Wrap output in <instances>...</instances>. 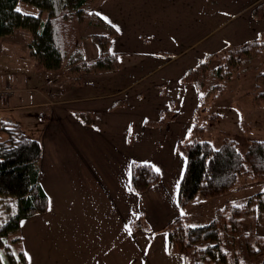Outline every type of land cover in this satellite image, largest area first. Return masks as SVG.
I'll return each mask as SVG.
<instances>
[{
  "label": "crops",
  "instance_id": "crops-1",
  "mask_svg": "<svg viewBox=\"0 0 264 264\" xmlns=\"http://www.w3.org/2000/svg\"><path fill=\"white\" fill-rule=\"evenodd\" d=\"M251 2L104 3L96 13L117 30L110 49L120 65L113 71L85 73L78 85H51L48 89L43 79L48 73L33 70L25 54H16V46L3 45L0 84L11 82L18 88L19 98L14 100L27 99L8 107L34 124L37 132L33 138L42 145L41 184L48 208L20 221L29 264H186L183 256L170 251L163 230L182 214L178 194L187 159L178 142L188 135L191 124L187 122L198 105L195 85L181 79L214 50L264 32V20L254 18L249 10ZM214 24L223 26L214 33ZM91 26L94 31L88 35L107 31L103 25ZM198 38L206 42L198 45ZM78 40L87 60L98 56L91 38ZM37 86L40 90L44 86V94L31 90ZM170 108L177 112L175 119L161 127L146 123L158 121ZM80 111L91 113L92 124L76 116ZM44 112L47 119L42 117ZM263 115L256 118L258 130L250 121L261 140ZM134 161L151 164L160 174L159 182L144 192L134 191ZM246 184L250 183L232 189L230 199L238 203ZM218 204L209 206L212 213ZM140 216L145 227L132 230L130 223ZM259 256L247 257L252 263H246H260L264 258L258 261L255 257Z\"/></svg>",
  "mask_w": 264,
  "mask_h": 264
},
{
  "label": "trees",
  "instance_id": "trees-1",
  "mask_svg": "<svg viewBox=\"0 0 264 264\" xmlns=\"http://www.w3.org/2000/svg\"><path fill=\"white\" fill-rule=\"evenodd\" d=\"M90 0H0V40L17 30L30 35L29 54L33 69L47 72L63 71L65 85H78L85 73L113 71L119 68L118 56L111 51V39L117 34L89 5ZM24 4V5H23ZM30 6L26 8L25 6ZM33 8L34 10H30ZM256 19H264V2L252 10ZM89 22L103 25L106 32L90 34L98 47V56L87 60L78 40L76 24ZM264 52V32L240 44H230L207 55L190 68L182 82L193 83L198 92V105L192 116L189 137L178 142V149L187 159L180 182L178 204L182 214L172 219L163 230L169 237V249L183 256L186 264H247L239 256L236 239L229 250L223 238L243 235L246 256L264 253V236L254 234L257 221L264 224V190L249 194L242 203L230 199V192L244 181L264 179V140L252 139L241 152L233 139L219 147L202 137L204 125L200 115L226 90L233 75L239 71L245 57ZM219 62L208 71L214 59ZM257 80L264 84V72ZM255 102L264 105V90L253 93ZM82 121L92 124L90 112H75ZM177 112L168 109L158 121H146L150 126H163ZM216 115L211 116L215 120ZM243 123V122H241ZM8 135L0 137V264H29L20 232V221L48 208V196L41 184L40 161L42 145L39 139L25 135L18 126H2ZM191 135V136H190ZM160 180L159 172L149 163H132L131 187L144 192ZM241 181V182H240ZM202 199L220 198L214 217L202 225H192L186 215L187 206L195 196ZM221 195L224 196L221 199ZM145 227L140 216L130 228ZM231 255L233 260L231 261ZM264 264V259L258 263Z\"/></svg>",
  "mask_w": 264,
  "mask_h": 264
},
{
  "label": "rangeland",
  "instance_id": "rangeland-1",
  "mask_svg": "<svg viewBox=\"0 0 264 264\" xmlns=\"http://www.w3.org/2000/svg\"><path fill=\"white\" fill-rule=\"evenodd\" d=\"M109 1L111 0H90L89 5L96 12L97 7ZM262 2H264V0H252L250 8H249L251 13H252L253 8ZM25 7L28 8L30 6L27 7L26 5ZM127 9H129V11L127 12H130V8L127 7ZM30 10L33 11L34 9L30 8ZM91 25H96V24H92L86 21L76 24V31L74 32L76 33L78 38L79 37L80 38H83V37L91 38L90 35L87 34L88 32L94 31V29L91 28L92 27ZM222 26L221 24H214L212 26V31L216 33L218 28ZM25 33L26 32L23 30H17L14 35L9 36L8 38H4L3 39L4 41L0 43V46H2L0 47V52L4 51L3 45L7 43V45L16 46V49H15V52H17L16 54H19V53L21 55L25 54L28 57L29 62H32V60L34 59H32V57L30 56L29 47H28L31 41V37L29 34H25ZM205 42L206 40H201L200 38H198V45L200 43H205ZM89 43L91 42L89 41ZM233 44L236 45L240 43H233ZM221 48L224 49L225 45ZM222 49H219V50H222ZM219 50H216V51H219ZM216 51L214 50L213 52H216ZM203 59H201V61ZM218 62H219V58L218 59L215 58L210 65V68L208 71V76L210 80L213 79V74H214L213 69L215 68ZM33 70L48 73L43 78L46 81V83H44L45 84L44 86L47 87L48 89L51 85H53L54 87H62L65 85L63 83V80L65 79V75L63 71L47 72L46 70H36V69H33ZM262 72H264V52L259 55L248 56L243 59L241 66L239 68V71L233 75L224 93H222L219 98L214 100L211 103V105L207 108V110H205L200 115L198 124L204 125L203 132H202L203 138L211 141L215 147L221 146L224 140L233 139L237 142L238 148L240 149L241 152H245L247 150L249 142L252 139H258L256 138L257 135L250 121H253V123L255 124L254 125L255 129L258 130L257 129L258 123H257L256 118L263 115L264 105L255 102L252 94L253 93L255 94L257 92L264 90V84H260L257 80L258 74ZM8 84L12 86V89L14 91L11 90V93H4L3 96H0V101H1L0 108H2V110L0 111V127L2 126L10 127V126L16 125L18 126L19 130H21L25 135L34 137L35 133L37 132L34 124H30L28 120L24 119V117H20L19 116L20 111L18 109H17L18 111H15L8 107V104L17 105L19 102L26 103L27 99L24 98V99L14 100L13 97L18 95L17 94L18 88L12 85L11 82H5L0 85L2 86V85H8ZM44 86L41 87V90L39 89L40 86H37L38 88L37 87H32V88L30 87V88L32 91H35L39 93L40 95H42L44 94V92L42 91L44 89ZM48 89H46V91ZM17 97L19 98V96ZM46 99H47V103L49 104V99H50L49 94ZM47 105L43 106L44 109L46 108ZM249 111H250V114H249ZM180 113L183 114V110H181ZM212 115H216L215 120L210 119ZM48 116L49 115L47 112H44L42 114V117H44L45 119H47ZM14 119L20 120V122L18 123H20L22 126L20 127ZM170 120H173V119H170ZM34 121H35L34 119H31V123H34ZM191 123H192V119H189L187 124H191ZM253 131L254 133L252 134ZM0 137L1 139H6L8 135L5 131H0ZM243 179L244 177L241 178L242 182L240 181L242 184H244L245 182H248L250 184H246L247 186L243 187L242 191L239 192L241 196L237 200L238 203L244 202L247 199L248 194H253L255 192L264 190V179L254 180V181H244ZM228 193H231V192H228ZM222 197L224 196L221 195V199ZM242 197H245V198L241 199ZM217 199H220V198H217ZM217 199L216 197L210 198V199H202V198H199L198 195L195 196L193 201L190 202L189 205L187 206V209L188 210L190 209L189 210L190 220L188 217V221L192 225L207 224L214 217L215 210H216L215 208V210L212 213L209 206H214L218 204ZM223 203L224 202L222 203L219 202L218 205L220 204L223 205ZM204 205L205 207H207L208 210L204 208ZM202 210H204L206 213H198L199 211H202ZM243 228H244L243 235L238 236L237 238L236 237L230 238L227 235H225L223 238V242H224L223 244L226 249L230 250L233 247L232 241L236 239V244H237L236 247H237V250L239 251L240 258L244 259L246 262L252 263L251 260H249V258H247L246 256L247 255L246 248L244 245L245 235L249 233L248 227L244 225ZM254 234L259 235V236H264V224L257 221L254 227ZM263 258H264V253L261 254V256L259 257H255V259L258 261L262 260ZM232 260H233V256L231 255V261Z\"/></svg>",
  "mask_w": 264,
  "mask_h": 264
},
{
  "label": "built area",
  "instance_id": "built-area-1",
  "mask_svg": "<svg viewBox=\"0 0 264 264\" xmlns=\"http://www.w3.org/2000/svg\"><path fill=\"white\" fill-rule=\"evenodd\" d=\"M11 90L14 91L10 84L0 86V96H3L4 93H11Z\"/></svg>",
  "mask_w": 264,
  "mask_h": 264
}]
</instances>
